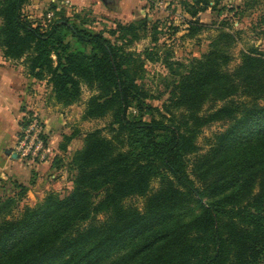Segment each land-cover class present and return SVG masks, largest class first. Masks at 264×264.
Segmentation results:
<instances>
[{
    "label": "trees",
    "instance_id": "obj_1",
    "mask_svg": "<svg viewBox=\"0 0 264 264\" xmlns=\"http://www.w3.org/2000/svg\"><path fill=\"white\" fill-rule=\"evenodd\" d=\"M26 1L0 0L3 56L23 60L63 107L81 100L83 86L93 90L84 117L109 114L113 137L85 135L66 195L20 208L26 188L15 184L19 191L0 199V264H264V52L242 51L230 69L235 34H219L178 74L165 115L146 121L135 113L158 109L144 103L138 82L145 62L160 57L131 45L148 24L156 39V24H119L112 41L55 7L35 24ZM207 4L185 11L194 18ZM214 122L227 126L200 153L197 139ZM134 196L145 197L141 211L124 204Z\"/></svg>",
    "mask_w": 264,
    "mask_h": 264
},
{
    "label": "rangeland",
    "instance_id": "obj_2",
    "mask_svg": "<svg viewBox=\"0 0 264 264\" xmlns=\"http://www.w3.org/2000/svg\"><path fill=\"white\" fill-rule=\"evenodd\" d=\"M127 1L128 11L130 9L133 10L130 16L129 14L124 16L125 14L122 11L125 9H121L120 7L119 10L121 11L122 18H118V15L115 14L112 15L113 13H110L108 8L107 16H105V12H95L92 7L84 12L73 13L67 16L63 9L50 6L44 11L41 22H35V24L45 25L43 21L45 22V20L52 18L47 17V14H52V16L54 14V11L50 10V8L55 7V12H64L79 29L87 30L93 34L101 33L113 41L114 37H111L110 33L111 31H115V34H119L117 33L119 24H137L144 19L150 24L155 23L156 39L152 41L153 37L151 34L154 31L150 29L151 25L148 24L146 29H139L141 38L131 45V50L137 53H142L146 48H155L157 51L155 58L157 56L160 57L158 62H150L149 60L145 62L144 78L138 82L146 95L144 103L151 108L158 109V111L151 110L150 112L144 109L141 113H135V115L141 116L143 120L148 121L151 117L157 119L160 114L165 115L163 105L169 103L173 86L177 84L179 79L178 74L184 73L185 67L193 58H199L202 54L207 53L219 34H235V41L232 43L230 41L231 48L229 52L232 56L229 64L230 69L235 68L240 63V53L242 51L254 48L264 52V0H223L219 2L208 0V4L204 10L198 12L194 18L187 11L192 10L190 6L195 3V0ZM27 2L28 0L24 3L23 9ZM111 2L114 3V0H111ZM201 6L204 5L201 4ZM189 22H194L195 26L200 27L189 29ZM162 60L166 61L162 62ZM36 93L37 96L40 95L43 99L51 96L47 84L45 86L41 85L40 91ZM94 94L93 90L83 86L81 100L73 104L72 109H69V106L64 107L69 109V111L64 113L65 123L63 126L65 129L62 127L64 133H61L63 136L60 141L61 154L53 157L52 161L56 163L58 170L63 168L66 180H68V183L70 182V187H62L61 192L52 191L53 189L50 188L51 190H47L36 201L32 199L28 201L26 197L28 189L25 187L26 193L20 201V208L34 206L42 201L49 192H56L63 196L71 190L72 181L76 175L73 158L76 152L82 149L84 137L88 132L101 130V135L105 138L110 139L113 137L108 128V124L112 120L109 114L98 119H87L84 117L87 101ZM258 102L259 104H264V98ZM219 104L221 105V103ZM132 110H137L134 104L130 106L128 112ZM181 112L180 109H177L174 111V114L179 118ZM226 126V123L214 122L208 127L202 128L201 134L197 139L200 153L208 149L213 135L222 132ZM55 173H53L54 175L51 176V179L49 177L51 181H54L55 178L57 179L59 173ZM158 187V180H154L151 184V192H154ZM0 190H2L0 191V199L11 196L19 191L18 188H12L11 186H2ZM144 202L145 197L134 196L125 200L124 204L136 207L141 211Z\"/></svg>",
    "mask_w": 264,
    "mask_h": 264
},
{
    "label": "crops",
    "instance_id": "obj_3",
    "mask_svg": "<svg viewBox=\"0 0 264 264\" xmlns=\"http://www.w3.org/2000/svg\"><path fill=\"white\" fill-rule=\"evenodd\" d=\"M127 3V0H114V3L111 0H28L23 12L29 20L37 23L41 22L44 11L50 6L63 9L67 16L84 12L90 7L95 12H105L104 15L107 16L108 8L112 15L122 18L119 7L125 9L122 11L124 16L132 15L133 10L128 11ZM41 85L45 86L46 81H36L29 77L23 60L17 62L6 59L0 48V185L14 188L13 185L19 184L27 187L28 201H36L47 190L61 192L62 187H70L63 168L58 170L52 159L61 154V133L65 129L64 113L72 109L73 105L66 109L57 104L52 96L47 99L37 96L36 92L40 91ZM30 105L37 110L47 130L51 153L48 161L44 163H25L15 152L20 123ZM7 151L10 153L7 154ZM55 172L59 175L51 181Z\"/></svg>",
    "mask_w": 264,
    "mask_h": 264
},
{
    "label": "built area",
    "instance_id": "obj_4",
    "mask_svg": "<svg viewBox=\"0 0 264 264\" xmlns=\"http://www.w3.org/2000/svg\"><path fill=\"white\" fill-rule=\"evenodd\" d=\"M47 17H52V14H47ZM15 152L28 164L44 163L49 159L51 150L47 141L46 126L32 105L27 108L21 120L16 136Z\"/></svg>",
    "mask_w": 264,
    "mask_h": 264
},
{
    "label": "water",
    "instance_id": "obj_5",
    "mask_svg": "<svg viewBox=\"0 0 264 264\" xmlns=\"http://www.w3.org/2000/svg\"><path fill=\"white\" fill-rule=\"evenodd\" d=\"M6 153H7V154H9L10 152H9V151H7Z\"/></svg>",
    "mask_w": 264,
    "mask_h": 264
}]
</instances>
